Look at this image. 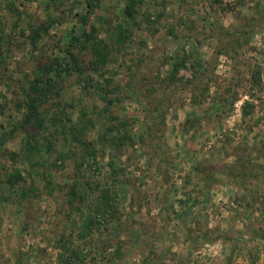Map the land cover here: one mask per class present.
Wrapping results in <instances>:
<instances>
[{
  "label": "rangeland",
  "instance_id": "374dc122",
  "mask_svg": "<svg viewBox=\"0 0 264 264\" xmlns=\"http://www.w3.org/2000/svg\"><path fill=\"white\" fill-rule=\"evenodd\" d=\"M92 1L0 0V182L21 175L0 185V264H63L68 246L77 264H264V0H141L131 16L127 0ZM93 28L105 60L76 42L83 84L65 77L37 110L58 90L73 120L92 114L94 153L58 133L45 151L50 124L20 126L25 90ZM112 116L120 148L98 139ZM33 132L40 165L21 149ZM103 188L123 230L91 218Z\"/></svg>",
  "mask_w": 264,
  "mask_h": 264
},
{
  "label": "trees",
  "instance_id": "16d2710c",
  "mask_svg": "<svg viewBox=\"0 0 264 264\" xmlns=\"http://www.w3.org/2000/svg\"><path fill=\"white\" fill-rule=\"evenodd\" d=\"M88 7H92L95 2L92 0H86ZM141 0H127L126 6L124 9V13L126 16H131V12L133 11L134 6H137ZM90 9V8H89ZM89 10L85 11L84 14H82L79 17V24L85 23L86 16ZM39 27H43L40 25ZM40 30V28H38ZM93 31L89 32V34L81 33V35H71L70 39L68 40L67 46L65 48L66 57H55L50 60V62L45 65V67L42 68L41 72L39 73L38 77H35L32 79V81L29 84V89L25 90V96L22 99V115L19 118L20 126H32L37 129H42L43 123L50 124V128L53 129L49 132L50 139H44V150L50 151L53 148V139L52 137H55V135L58 133L62 139L70 135L71 140L76 142L83 143V146L88 151V154H93L94 149V141L83 140V135L85 134V131L88 130V127L92 126L94 123V120L92 118V114L89 112H86L85 110H82L80 113V116L76 118V120H73L70 116L71 110H72V104L65 102L62 99V96L58 90H55V93H53L54 100L51 105H53V112L52 114H49L48 112L45 113V118H42L39 115V112L37 110L38 104L43 102L44 99L41 98V96H47L49 95V92L51 93V88L57 84L58 81H62L65 77H71L75 76L76 79L81 81V76L84 74V68L82 67L81 63L79 62V56L77 53L71 51L72 48L76 47V42H81V39L83 40L82 46L86 47L85 43L89 42L92 43V52L94 54L93 62L95 63V66L93 65V68L97 67L101 64L106 58L107 53L109 52V46L106 43L105 40L101 39L98 40L93 37ZM39 32H32L30 35L32 42L37 41ZM119 36L117 38V44H120L122 42V36ZM75 50V49H74ZM185 53H179L174 58V68H178V66H182L184 62L188 59V55H184ZM1 61V60H0ZM83 84V82L81 81ZM48 98V96H47ZM112 105V100L108 102ZM250 106L248 103L243 105V113L246 114L247 108ZM94 115V114H93ZM111 121L107 123L106 127L104 128L103 132L99 134V140L100 141H110L113 145L117 147L124 146L127 139L131 138L130 136H126L125 134H121L120 131L123 126L126 124L124 121H118L116 116H112ZM69 133V134H67ZM38 134L35 132L29 133L27 137L24 140L23 146L21 147L23 154L25 158L30 161V163L33 164H39V158H40V152L41 148L39 146L40 141L37 139ZM48 136V135H47ZM70 140V141H71ZM0 142H2V139H0ZM82 148V147H81ZM40 165V164H39ZM116 172V171H115ZM12 178H8L5 181L0 182V185L3 183L10 184L11 186H14L19 179H21L20 172L17 170L12 173ZM47 183V185H49ZM101 200L103 201V208L98 209L93 216L91 217L93 222H103L108 223L111 222L115 223L113 228L110 226L111 229H120L123 230L122 223L124 222L122 220L123 217V211H120L119 207L116 205V196L113 197L112 194L110 195L108 188H103L101 190ZM69 247V246H68ZM68 247L65 251L66 255L63 261V264H77L81 261V252L78 249L71 248V250H68ZM249 264V263H247ZM251 264H255L254 260L252 259Z\"/></svg>",
  "mask_w": 264,
  "mask_h": 264
}]
</instances>
